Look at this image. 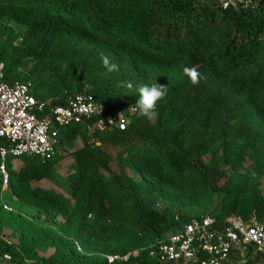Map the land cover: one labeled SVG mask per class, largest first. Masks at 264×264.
Listing matches in <instances>:
<instances>
[{
	"label": "trees",
	"instance_id": "1",
	"mask_svg": "<svg viewBox=\"0 0 264 264\" xmlns=\"http://www.w3.org/2000/svg\"><path fill=\"white\" fill-rule=\"evenodd\" d=\"M5 4L20 16L25 32L18 36L9 28L11 53L0 46L4 80L29 83L38 100L64 105L71 95L88 92L103 104L105 115H111L128 112L137 98V85L166 82L169 86L154 119L137 112L124 130L97 128L93 138L82 135L83 146L72 152L76 170L66 178L71 197L77 198L73 205L71 197L31 186L54 175L62 155L58 150L49 160L22 156L26 159L18 171L9 164V189L24 188L30 202L47 214L61 212L66 220L61 229L7 211L1 203L0 232L7 212L19 233L18 244L3 242L4 249L18 264H169L155 252L158 243L167 240L162 232L176 231V214L184 223L206 213L158 211L147 189L155 175L172 182L195 179L214 188L221 165L234 170L243 165L249 143L240 141L251 133L248 113L254 110L264 118V0H235L226 8L221 0H0V6ZM102 55L117 63L119 71L108 73ZM31 62L35 69L22 70ZM184 67L199 71L197 85L185 78L179 81ZM37 68H47L50 75L37 74ZM46 75L48 80L57 79L63 89L71 84L62 93H47L41 79ZM72 80L77 82L73 88ZM125 82L133 84L131 93ZM86 127L75 123L61 128V145ZM214 137L221 138L216 149L209 145ZM105 147L113 148L116 155ZM207 152L212 154L210 163L202 161ZM227 184L221 187L224 207L210 213L220 222L231 215L262 221L264 197L258 188L245 181ZM127 202L133 203L136 223L154 236L155 243L143 247L137 236H123L111 247L97 244L80 250L76 240L83 241L78 233L87 219H92L88 226L94 232L109 230L104 220ZM246 249L264 253L255 246ZM129 253L126 261L110 262L106 257Z\"/></svg>",
	"mask_w": 264,
	"mask_h": 264
},
{
	"label": "built area",
	"instance_id": "2",
	"mask_svg": "<svg viewBox=\"0 0 264 264\" xmlns=\"http://www.w3.org/2000/svg\"><path fill=\"white\" fill-rule=\"evenodd\" d=\"M221 2L225 8L235 5V0ZM136 113L130 106L128 112L105 115L103 104L88 92L71 95L64 105L40 101L32 93L29 83L6 82L4 64L0 62V198L3 208L13 211L5 201V194L10 185L9 164L13 166L14 157L37 155L49 160L61 146V128L83 123L88 127L94 124L100 130H124ZM110 120L115 122L109 123ZM180 218L181 215H175L176 231L156 247L161 262L225 264L232 254L248 246L264 251V222L257 219L247 222L241 216L231 215L220 222L210 212L184 223ZM3 242L8 240L0 232V264H18L13 253L4 249ZM130 254L106 257L110 262L126 261Z\"/></svg>",
	"mask_w": 264,
	"mask_h": 264
},
{
	"label": "rangeland",
	"instance_id": "3",
	"mask_svg": "<svg viewBox=\"0 0 264 264\" xmlns=\"http://www.w3.org/2000/svg\"><path fill=\"white\" fill-rule=\"evenodd\" d=\"M5 10L3 14L1 11ZM18 17V18H17ZM10 29L14 31V33L18 36H21L25 32V26L20 20V16H16L13 14L8 8L7 4L0 6V46L4 49L5 53H11V50L8 49L7 44L9 40V32ZM18 41L14 44V47H17ZM108 45V44H107ZM14 49V48H12ZM17 52V51H16ZM24 67V68H23ZM22 67V70L30 71L31 69L36 68L35 63H30ZM48 68V67H47ZM40 70L36 69V73L39 75H43L47 73L49 74L48 69ZM47 69V70H46ZM42 71H44L42 73ZM43 76L41 79L43 80L42 88L47 92L62 93L64 90L69 87L70 82L67 83L66 87L63 89L59 84V81L56 80H48L49 76ZM53 75V74H52ZM184 78L188 80V77L184 74H180L178 76L179 81H183ZM175 81V78L173 79ZM41 81V80H40ZM37 84L40 83L36 81ZM73 82V80L71 81ZM86 83V79L83 81ZM77 82H73L72 88L76 85ZM123 83V82H121ZM128 82H125L126 86ZM159 85H168L166 82L158 83ZM174 85V84H173ZM183 83L177 87V90L182 87ZM169 86V85H168ZM168 88V87H167ZM172 88V87H171ZM190 86L188 87V89ZM85 89H88V84H86ZM187 89V90H188ZM168 90V89H167ZM127 91L131 93L132 89ZM175 92V91H174ZM249 119L252 121L251 123V133H248L247 140L242 139L240 142L244 144L245 142L249 143L248 150L245 153V158L243 165L239 170H234L230 165H221L220 166V175L217 182V186L214 188H207L204 184L200 183L195 179H190L185 182H172L169 181L167 177L155 175L152 182L147 189V194L150 195V199L154 203L155 209L158 211H166L170 210L172 212L180 210L182 213L189 215H201L203 213L208 212H220L224 207L223 198L225 193L221 190V187L224 186L227 181L229 183L245 181L251 185H255L260 191L261 195L264 197V118L258 116L254 110H250ZM155 117H153L154 119ZM97 131V128L92 126L86 127L82 133L76 135L70 142L66 141V144H62L58 148V153L61 155L58 162L55 166L54 175L50 178H45L38 183L31 182V186L40 187L45 190H53L62 195L71 197V187L69 186L66 178L74 173L76 170L75 160L72 155V152L83 146L82 135H86L89 138H93L94 133ZM210 142V147L216 149L221 145V138H213ZM109 153L113 156L116 155V151L111 147H105ZM26 158L14 157V164L12 166V170L18 171L19 167L23 164ZM212 160V154L207 152L203 155L202 161L204 163H210ZM116 165V163H114ZM131 175L135 177V179L140 180L141 175L135 170L129 169ZM168 179V180H166ZM227 184V185H228ZM16 191H13L11 188L5 194L6 203L14 210V212H19L24 215H28L30 217H37L41 222L45 224H52L58 228L62 229V225L65 223V217L63 213H49L47 214L45 210L42 209L41 206H37L29 201L24 188H19ZM72 200L70 204L73 205L76 201L75 198L71 197ZM3 204L2 199L0 198V204ZM131 202H127L125 206H119L118 209L108 216L107 219L104 220L109 226V230H97L93 231L88 225L92 223V219L88 218L85 225L79 228V236L83 239H77L78 245L82 250H90L93 247H97L98 245H107L109 247L113 246L118 239L123 236L128 237H138L140 239V243L143 247H150L154 242V236L150 233H144L139 224L134 220V213ZM5 213V216L8 219H5V226L2 231L4 237L10 241L11 243L18 244V235L19 233L14 232L15 223L14 220L9 218V213ZM264 222V218H260ZM24 224H19L21 229L24 228ZM27 225V224H26ZM99 231V232H98ZM174 228H166L162 232V237L168 238L173 232ZM88 240L89 243L86 240ZM84 244V245H83ZM53 249L49 250L51 253ZM225 264H264V253H259L257 251L250 252L249 249H242L237 254H234Z\"/></svg>",
	"mask_w": 264,
	"mask_h": 264
},
{
	"label": "clouds",
	"instance_id": "4",
	"mask_svg": "<svg viewBox=\"0 0 264 264\" xmlns=\"http://www.w3.org/2000/svg\"><path fill=\"white\" fill-rule=\"evenodd\" d=\"M102 64L108 73L119 71V65L113 62L109 57L101 56ZM183 73L188 77L193 85H197L200 80V73L194 67H184ZM126 87L131 90L133 88L132 83H127ZM167 85L153 84H140L136 86L137 98L133 107L139 115L153 118L156 115L157 104L163 100L167 95ZM115 121H109L114 123Z\"/></svg>",
	"mask_w": 264,
	"mask_h": 264
},
{
	"label": "crops",
	"instance_id": "5",
	"mask_svg": "<svg viewBox=\"0 0 264 264\" xmlns=\"http://www.w3.org/2000/svg\"><path fill=\"white\" fill-rule=\"evenodd\" d=\"M8 242H10V241H8Z\"/></svg>",
	"mask_w": 264,
	"mask_h": 264
}]
</instances>
